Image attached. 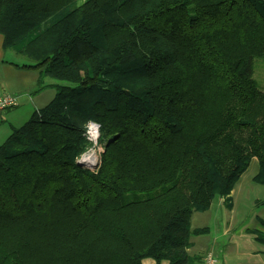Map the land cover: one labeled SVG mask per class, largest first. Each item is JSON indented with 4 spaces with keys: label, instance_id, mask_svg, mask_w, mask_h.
I'll list each match as a JSON object with an SVG mask.
<instances>
[{
    "label": "trees",
    "instance_id": "1",
    "mask_svg": "<svg viewBox=\"0 0 264 264\" xmlns=\"http://www.w3.org/2000/svg\"><path fill=\"white\" fill-rule=\"evenodd\" d=\"M0 35L57 81L0 144V264H198L192 214L252 158L264 186V0H0Z\"/></svg>",
    "mask_w": 264,
    "mask_h": 264
},
{
    "label": "crops",
    "instance_id": "2",
    "mask_svg": "<svg viewBox=\"0 0 264 264\" xmlns=\"http://www.w3.org/2000/svg\"><path fill=\"white\" fill-rule=\"evenodd\" d=\"M1 42L0 35V92L17 96L20 105L0 114V144L12 127L22 125L55 93L54 82L49 78L43 80L44 88L32 93L36 87L37 72L19 67L23 64L19 56L10 50L4 51ZM250 165H254V169L247 174ZM249 166L234 183L228 204L223 197H215L208 210L192 214L190 228L204 227L207 231L190 236L189 256L201 258L207 251H212L218 264H264V244L255 240L257 232L264 233V218L254 211L261 199L246 197L258 170L257 160L252 158Z\"/></svg>",
    "mask_w": 264,
    "mask_h": 264
},
{
    "label": "rangeland",
    "instance_id": "3",
    "mask_svg": "<svg viewBox=\"0 0 264 264\" xmlns=\"http://www.w3.org/2000/svg\"><path fill=\"white\" fill-rule=\"evenodd\" d=\"M224 23H225L224 15H207V16H204L202 18V24L204 26L220 27V26L224 25ZM19 59L23 63L26 62L21 57H19ZM254 79L257 81V83H258L260 88H264V61H262V60H257L255 62ZM50 80L52 82H54V83L57 82L54 79H50ZM92 148H94V151H95V154H96V158H97V162H98V160L100 159V155H101L103 149L98 144H96L95 146L91 145L89 147V149H92ZM252 169H254V165H250L246 173L250 174L252 172ZM255 186H257V187H255ZM143 194H145V193H142V192H138L137 193V195H143ZM126 195L129 196L131 194L127 193ZM246 197L249 198V199L252 198V197H256V198L262 199L264 197V186L260 185V184L258 185V184H256V183L251 181L250 188H249V194ZM254 209H255L254 211L256 212V214H258L262 218H264V206L258 205ZM161 262H162V264H167V262L164 261V260H162ZM142 264H155V263H154L153 259L146 258V259H144L142 261Z\"/></svg>",
    "mask_w": 264,
    "mask_h": 264
},
{
    "label": "built area",
    "instance_id": "4",
    "mask_svg": "<svg viewBox=\"0 0 264 264\" xmlns=\"http://www.w3.org/2000/svg\"><path fill=\"white\" fill-rule=\"evenodd\" d=\"M19 105H20V101L17 96L5 92L3 93L0 92V114L6 110L16 108ZM98 136H99V126L94 122H88L85 126V137L87 141L92 146H95L97 144ZM83 154H81L77 159L81 160ZM98 162L96 158L95 163ZM198 264H218V260L216 255L212 251H207L206 253L203 254Z\"/></svg>",
    "mask_w": 264,
    "mask_h": 264
},
{
    "label": "bare ground",
    "instance_id": "5",
    "mask_svg": "<svg viewBox=\"0 0 264 264\" xmlns=\"http://www.w3.org/2000/svg\"><path fill=\"white\" fill-rule=\"evenodd\" d=\"M95 160H96V156H95L94 148L84 153L81 158V161L88 167L92 166L95 163Z\"/></svg>",
    "mask_w": 264,
    "mask_h": 264
},
{
    "label": "water",
    "instance_id": "6",
    "mask_svg": "<svg viewBox=\"0 0 264 264\" xmlns=\"http://www.w3.org/2000/svg\"><path fill=\"white\" fill-rule=\"evenodd\" d=\"M76 163L80 166H83L84 168L90 170V171H93L96 169V167L98 166V163H94L92 166L88 167L86 166L80 159H77L76 160Z\"/></svg>",
    "mask_w": 264,
    "mask_h": 264
}]
</instances>
